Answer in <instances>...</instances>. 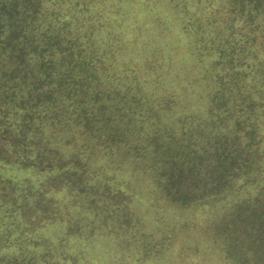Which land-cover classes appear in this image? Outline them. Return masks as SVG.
<instances>
[{
  "label": "trees",
  "instance_id": "16d2710c",
  "mask_svg": "<svg viewBox=\"0 0 264 264\" xmlns=\"http://www.w3.org/2000/svg\"><path fill=\"white\" fill-rule=\"evenodd\" d=\"M0 264H264V0H0Z\"/></svg>",
  "mask_w": 264,
  "mask_h": 264
}]
</instances>
